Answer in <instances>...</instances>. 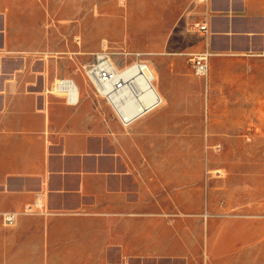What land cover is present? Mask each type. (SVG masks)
Here are the masks:
<instances>
[{"label":"crops","instance_id":"obj_1","mask_svg":"<svg viewBox=\"0 0 264 264\" xmlns=\"http://www.w3.org/2000/svg\"><path fill=\"white\" fill-rule=\"evenodd\" d=\"M61 3L0 0V264H264V168L252 169L253 152L231 151L227 172L206 173L214 152L167 151L259 140L264 163V0L156 2L165 44L148 62L163 103L128 127L85 73L49 57L45 17ZM205 50L203 76L190 55ZM60 77L77 82V105L52 90ZM171 106L176 114L151 120ZM37 198L46 212L25 213ZM9 210L20 214L5 225Z\"/></svg>","mask_w":264,"mask_h":264},{"label":"rangeland","instance_id":"obj_2","mask_svg":"<svg viewBox=\"0 0 264 264\" xmlns=\"http://www.w3.org/2000/svg\"><path fill=\"white\" fill-rule=\"evenodd\" d=\"M73 2L62 0L61 14L55 17L47 15L45 17V37L48 47L46 50L49 51V57H52L55 61H59L57 66H59L62 72L71 75H83L85 66L95 58L94 52L88 54L84 51L90 48L98 51L104 40H107L114 59L123 64L133 62L137 58L136 52H141V58L148 61V50L165 44L164 20L162 24H156L157 21L152 12V8H154L156 2L159 8L160 6L164 7V0H129L131 5L136 6V10L129 16L123 3H117L116 0H92L86 2L78 0L76 10L70 11L67 8V3ZM79 38L81 39L79 40ZM78 41H81V45ZM80 50L83 53H75ZM81 81L86 82L84 78ZM90 88L93 89L92 86ZM96 98L98 99V97ZM108 109L113 116V111L110 108ZM167 114H176L172 111V106L166 107L165 110H160L157 114H154L151 120L157 121ZM221 130L223 131V129ZM238 134L249 137L254 136L260 139L261 133L259 128H245L241 132H238ZM260 146L258 140V142L248 145L245 143H238L236 145L209 143L204 145L188 144V146H185L173 143L170 144L168 149V146L165 148L169 152L181 150L214 152L216 157L212 156L211 159L205 161L207 173V168H224L227 172L230 166L229 153L234 150L245 151L248 149L251 150L249 152H253L254 156H256L252 169L254 168L257 171L262 170L264 163L260 159ZM153 150L156 153L162 152L161 147L158 145ZM216 171L220 172V174L224 172L222 169ZM217 172L210 173L215 174Z\"/></svg>","mask_w":264,"mask_h":264},{"label":"built area","instance_id":"obj_3","mask_svg":"<svg viewBox=\"0 0 264 264\" xmlns=\"http://www.w3.org/2000/svg\"><path fill=\"white\" fill-rule=\"evenodd\" d=\"M205 1V0H201ZM200 31H207V23H195ZM136 59L133 62L123 64L114 59L113 52L107 41H103L102 48L95 52V58L84 68L85 76L92 86L94 94L102 99L113 111L115 117L125 126H130L136 119L145 113L155 109L163 103V97L155 86V76L152 72L148 74L139 69L128 73V68L136 64H142V53L136 52ZM209 50L192 53L190 60L199 75H207L209 71ZM59 88L67 103L77 105L80 101V88L73 78L60 77L53 83L52 90ZM55 92V91H54ZM134 110L133 113L130 111ZM46 212V208L39 198L34 204L28 205L25 213ZM18 211H4L2 221L5 225H12L17 221Z\"/></svg>","mask_w":264,"mask_h":264},{"label":"bare ground","instance_id":"obj_4","mask_svg":"<svg viewBox=\"0 0 264 264\" xmlns=\"http://www.w3.org/2000/svg\"><path fill=\"white\" fill-rule=\"evenodd\" d=\"M140 70V71H144L145 73H149V72H152L153 74H154V76L156 75L155 74V72H154V69H153V67L150 65V63L147 61V60H144L143 62H142V64H136V65H134V66H132V68H128V73H132V72H135L136 70ZM74 81H75V79H73ZM75 83L77 84V82L75 81ZM54 91H56V92H59V88H57V87H55L54 89H53ZM160 93V92H159ZM131 113H133L134 112V110H131L130 111Z\"/></svg>","mask_w":264,"mask_h":264}]
</instances>
